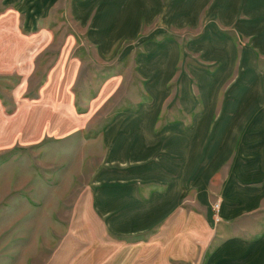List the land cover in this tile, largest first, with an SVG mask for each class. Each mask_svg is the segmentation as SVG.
<instances>
[{"label": "rangeland", "instance_id": "1", "mask_svg": "<svg viewBox=\"0 0 264 264\" xmlns=\"http://www.w3.org/2000/svg\"><path fill=\"white\" fill-rule=\"evenodd\" d=\"M39 1L0 0V264H211L224 234L261 238L264 195L233 221L213 208L222 199L215 195L205 226L191 193V210L183 205V217L192 215L185 227L180 220L168 225L174 213L145 231L125 230L128 216L120 217L118 203L129 204L127 213L134 208L136 187L124 184L141 168L127 154H135L139 117L156 101L146 93L139 67L144 51L132 48L138 44L106 52L93 37L95 23L116 30L131 23L138 7L129 0H117L118 10L97 0ZM79 10L96 13L78 19ZM175 36L183 48L174 76L187 74L197 85L195 75H221L219 89L229 93L243 48L215 60L184 47L185 35ZM179 79L166 85L178 90ZM251 179L252 187L264 184ZM151 186L136 190L142 200ZM216 218L229 220L218 232Z\"/></svg>", "mask_w": 264, "mask_h": 264}, {"label": "crops", "instance_id": "2", "mask_svg": "<svg viewBox=\"0 0 264 264\" xmlns=\"http://www.w3.org/2000/svg\"><path fill=\"white\" fill-rule=\"evenodd\" d=\"M97 1L117 10L122 7L117 0ZM129 1L138 7L131 23L116 30L95 23L93 37L106 52L120 43L138 44L132 48L144 51L139 67L147 83L146 93L156 101L139 117L135 154L131 150L127 154L141 167L140 173L134 182L124 184L142 191L145 184L152 186L144 193L146 200L139 196L142 191L135 190V206L128 213L129 204L124 206L126 201L119 200L120 217L125 213L129 220L128 229H124L145 231L174 213V218L182 217L170 219L168 225L180 220L185 227L192 215L183 217V205L187 201L191 210V193L196 208L204 213L205 226H210V204L215 195L222 198V216L233 221L263 202L264 195V184L258 188L248 183L250 178L258 179V184L264 181V67H257L258 57H264V0H235L233 8L229 7L231 0ZM93 13L79 10L73 15L90 18ZM188 32L194 35H186ZM176 33L188 37L184 47L215 60H221L225 50L243 48L242 70L237 71L229 93L219 89L221 75H195L197 85L189 83L193 78L187 74L179 76L177 71L174 76V64L182 57L183 48L181 41L175 40ZM177 79L179 89L171 90L166 84ZM172 102L176 106L170 109ZM127 145L131 144L126 143L125 152ZM228 221H218L216 231ZM223 236L217 240L211 264H264V235L252 241L227 233Z\"/></svg>", "mask_w": 264, "mask_h": 264}, {"label": "built area", "instance_id": "3", "mask_svg": "<svg viewBox=\"0 0 264 264\" xmlns=\"http://www.w3.org/2000/svg\"><path fill=\"white\" fill-rule=\"evenodd\" d=\"M213 208H214L216 211H218V209H219V204H215ZM216 220L218 221V218H216Z\"/></svg>", "mask_w": 264, "mask_h": 264}]
</instances>
